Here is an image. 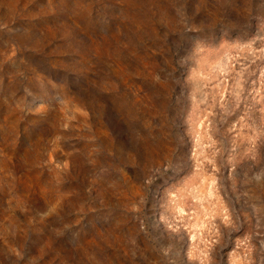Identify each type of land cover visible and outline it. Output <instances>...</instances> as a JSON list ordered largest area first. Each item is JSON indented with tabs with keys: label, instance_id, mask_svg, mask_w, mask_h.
Masks as SVG:
<instances>
[{
	"label": "rangeland",
	"instance_id": "obj_1",
	"mask_svg": "<svg viewBox=\"0 0 264 264\" xmlns=\"http://www.w3.org/2000/svg\"><path fill=\"white\" fill-rule=\"evenodd\" d=\"M0 264H264V0H0Z\"/></svg>",
	"mask_w": 264,
	"mask_h": 264
}]
</instances>
